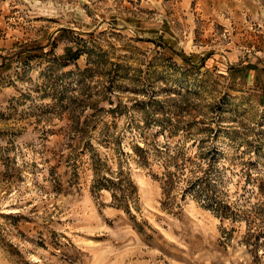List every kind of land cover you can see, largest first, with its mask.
<instances>
[{
	"label": "rangeland",
	"instance_id": "1",
	"mask_svg": "<svg viewBox=\"0 0 264 264\" xmlns=\"http://www.w3.org/2000/svg\"><path fill=\"white\" fill-rule=\"evenodd\" d=\"M0 264H264V0H0Z\"/></svg>",
	"mask_w": 264,
	"mask_h": 264
},
{
	"label": "trees",
	"instance_id": "2",
	"mask_svg": "<svg viewBox=\"0 0 264 264\" xmlns=\"http://www.w3.org/2000/svg\"><path fill=\"white\" fill-rule=\"evenodd\" d=\"M174 173L168 172L167 179H166V187H173L175 180L173 179ZM188 178V177H187ZM208 183L204 177H197L195 178H188L186 181V186L184 187V190H192L194 189L196 192H199L205 200L208 202V204L212 206H217L221 202L218 200V197L214 196L209 192L208 189Z\"/></svg>",
	"mask_w": 264,
	"mask_h": 264
}]
</instances>
